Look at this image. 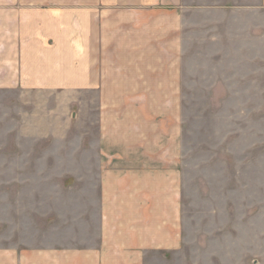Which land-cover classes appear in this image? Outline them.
Returning a JSON list of instances; mask_svg holds the SVG:
<instances>
[{"label": "crops", "instance_id": "0c3cea01", "mask_svg": "<svg viewBox=\"0 0 264 264\" xmlns=\"http://www.w3.org/2000/svg\"><path fill=\"white\" fill-rule=\"evenodd\" d=\"M0 15V88L81 96L100 167L88 237L20 242L0 264H155L180 252L184 74L260 64L264 0H0Z\"/></svg>", "mask_w": 264, "mask_h": 264}, {"label": "rangeland", "instance_id": "374dc122", "mask_svg": "<svg viewBox=\"0 0 264 264\" xmlns=\"http://www.w3.org/2000/svg\"><path fill=\"white\" fill-rule=\"evenodd\" d=\"M184 83L182 247L155 264H264V48L260 64ZM75 97L0 88V249L89 236L99 151Z\"/></svg>", "mask_w": 264, "mask_h": 264}]
</instances>
